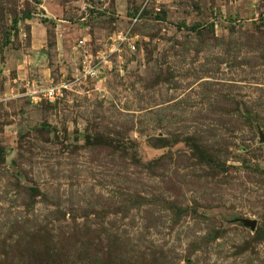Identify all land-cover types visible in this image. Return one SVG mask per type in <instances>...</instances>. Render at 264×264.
I'll return each mask as SVG.
<instances>
[{"label":"rangeland","instance_id":"rangeland-1","mask_svg":"<svg viewBox=\"0 0 264 264\" xmlns=\"http://www.w3.org/2000/svg\"><path fill=\"white\" fill-rule=\"evenodd\" d=\"M263 138L264 0H0V264H264Z\"/></svg>","mask_w":264,"mask_h":264},{"label":"built area","instance_id":"built-area-1","mask_svg":"<svg viewBox=\"0 0 264 264\" xmlns=\"http://www.w3.org/2000/svg\"><path fill=\"white\" fill-rule=\"evenodd\" d=\"M141 13L142 12H139L135 16V18L132 20L133 23H136L139 21ZM118 39H120L119 43H121L124 40H128L127 36H125L123 33L120 34ZM129 45L134 49V44L129 43ZM85 46H86V41L84 39L79 40L78 47L84 49ZM97 55H98L97 58L91 59V58H93V56L87 54V52L85 53L84 59L82 62L83 67H82L81 73L79 74V77H80L79 79L88 80V79H100L101 78V76L103 75V71H102V68L100 67V65L96 62V60L99 59L100 61L103 62L105 59H104V56H99V53ZM60 87H65V86L64 85L55 86V87L43 89L40 91L35 90V92L32 93V96L42 94L43 95L42 97L52 101L57 97V95L61 94V88ZM38 97H39V99H41V96H38Z\"/></svg>","mask_w":264,"mask_h":264},{"label":"crops","instance_id":"crops-1","mask_svg":"<svg viewBox=\"0 0 264 264\" xmlns=\"http://www.w3.org/2000/svg\"><path fill=\"white\" fill-rule=\"evenodd\" d=\"M56 29H61V25L58 24ZM65 30H66V29H65ZM36 34H37L38 36H40V39H42V42L45 43L46 38H47V37H46L47 34L44 32V30H38V33H36ZM60 34H61L60 31L57 30L56 33H55V35H56V37H55L56 41H57V39H58V41H59L60 37H63V36H61Z\"/></svg>","mask_w":264,"mask_h":264},{"label":"water","instance_id":"water-1","mask_svg":"<svg viewBox=\"0 0 264 264\" xmlns=\"http://www.w3.org/2000/svg\"><path fill=\"white\" fill-rule=\"evenodd\" d=\"M263 139H264V138H263ZM245 224H246L247 226H250L252 230H254L255 227H256V222H255V221H253V222H251V221H246Z\"/></svg>","mask_w":264,"mask_h":264},{"label":"trees","instance_id":"trees-1","mask_svg":"<svg viewBox=\"0 0 264 264\" xmlns=\"http://www.w3.org/2000/svg\"><path fill=\"white\" fill-rule=\"evenodd\" d=\"M75 262H74V264H87V263H85V262H82L81 260H78V259H75L74 260ZM58 264V262H57V260H53V264ZM35 264H37V263H35Z\"/></svg>","mask_w":264,"mask_h":264}]
</instances>
